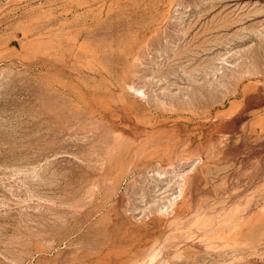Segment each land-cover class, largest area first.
Wrapping results in <instances>:
<instances>
[{"label": "rangeland", "instance_id": "374dc122", "mask_svg": "<svg viewBox=\"0 0 264 264\" xmlns=\"http://www.w3.org/2000/svg\"><path fill=\"white\" fill-rule=\"evenodd\" d=\"M0 264H264V0H0Z\"/></svg>", "mask_w": 264, "mask_h": 264}]
</instances>
